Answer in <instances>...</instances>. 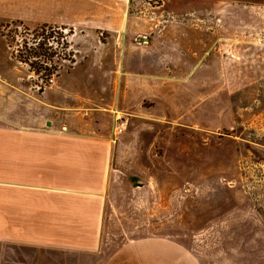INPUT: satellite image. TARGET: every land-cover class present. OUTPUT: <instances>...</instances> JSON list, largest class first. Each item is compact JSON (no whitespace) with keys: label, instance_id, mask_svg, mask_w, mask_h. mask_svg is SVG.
Here are the masks:
<instances>
[{"label":"rangeland","instance_id":"obj_1","mask_svg":"<svg viewBox=\"0 0 264 264\" xmlns=\"http://www.w3.org/2000/svg\"><path fill=\"white\" fill-rule=\"evenodd\" d=\"M128 1L129 34L149 42L153 67L102 124L103 251L59 264H264V0ZM42 25L0 21V32L17 50ZM49 26L61 74L71 29ZM32 75L42 87L59 76Z\"/></svg>","mask_w":264,"mask_h":264},{"label":"crops","instance_id":"obj_2","mask_svg":"<svg viewBox=\"0 0 264 264\" xmlns=\"http://www.w3.org/2000/svg\"><path fill=\"white\" fill-rule=\"evenodd\" d=\"M128 14V0H0V21L69 27L74 51L73 65L42 87L0 32L6 264H59V256L103 251L111 146L102 124L122 113L139 68L154 61L149 42L129 34Z\"/></svg>","mask_w":264,"mask_h":264},{"label":"trees","instance_id":"obj_3","mask_svg":"<svg viewBox=\"0 0 264 264\" xmlns=\"http://www.w3.org/2000/svg\"><path fill=\"white\" fill-rule=\"evenodd\" d=\"M48 28L52 29L53 27L43 24L39 28L41 29L40 32H38L39 29L34 30L33 41L23 40L21 48L13 49V56L17 61L27 64L36 75L43 71L47 78L52 75H59L62 70V64L55 63L53 60L57 52L54 43L56 41L51 40L53 36L51 33H46ZM25 29L29 30L28 28ZM2 33L6 35L4 32ZM39 36L42 39L37 40ZM56 44H60V42H56ZM10 45L12 46L11 43Z\"/></svg>","mask_w":264,"mask_h":264},{"label":"built area","instance_id":"obj_4","mask_svg":"<svg viewBox=\"0 0 264 264\" xmlns=\"http://www.w3.org/2000/svg\"><path fill=\"white\" fill-rule=\"evenodd\" d=\"M55 48L57 49V52L55 53L54 58H58V57H60V52H61V50H59L58 44H55ZM49 65H50V64H49ZM54 76H55V75H52V76H50V77L48 78V82H49V83L54 82ZM116 119H119V116H118V115H116ZM121 125H122V124H121ZM123 131H124V127H123V126H119V125H117V126L115 127V133H121V132H123Z\"/></svg>","mask_w":264,"mask_h":264}]
</instances>
